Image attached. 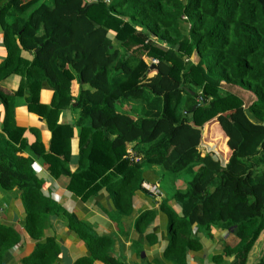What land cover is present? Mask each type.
<instances>
[{
  "label": "trees",
  "instance_id": "obj_1",
  "mask_svg": "<svg viewBox=\"0 0 264 264\" xmlns=\"http://www.w3.org/2000/svg\"><path fill=\"white\" fill-rule=\"evenodd\" d=\"M0 27V79L19 76L15 94L25 93L27 110L50 132L46 151L38 140L26 146L11 116L14 93L0 86V187L17 189L23 228L34 240L24 263L51 264L58 256L57 244L42 238L53 214L66 218L89 250L75 264L118 262L108 255L107 236L42 194L32 159L22 155L28 152L50 176L67 175L66 188L80 199L104 189L119 215L146 194L143 165L181 177L182 187H162L156 200L167 220L164 260L184 262L186 249L198 244L192 229L206 234L218 226L230 238L222 253L246 264L264 229V0H0ZM144 57L156 60L154 68ZM42 87L52 91L48 105L37 102ZM68 107L76 111L72 124L57 122ZM213 119L226 136L225 162L199 149L201 127ZM72 127L78 152L70 172ZM126 145L141 152L140 161H131ZM152 216L142 211L134 228L144 229ZM17 240L0 224V257ZM254 264H264V246Z\"/></svg>",
  "mask_w": 264,
  "mask_h": 264
},
{
  "label": "crops",
  "instance_id": "obj_2",
  "mask_svg": "<svg viewBox=\"0 0 264 264\" xmlns=\"http://www.w3.org/2000/svg\"><path fill=\"white\" fill-rule=\"evenodd\" d=\"M6 51L2 41V31L0 27V61L5 57ZM20 55L26 59L31 58V54L26 51H20ZM19 76L9 74L0 79V86L10 93H14L12 100L11 116L14 124L23 128L22 138L26 146H30L35 140H38L42 149L47 150L50 139V132L42 117L26 108L25 93L15 94L19 89ZM73 96L77 93V84L71 86ZM52 96V91L47 87H42L37 93V102L48 105ZM74 104V103H73ZM122 107V106H120ZM4 111L0 103V131L2 128V119ZM76 118V111L72 108L60 110L57 116V122L71 125ZM210 120L201 127L202 139L199 145L201 153L211 148L225 162L228 156V148L224 135L222 153L218 152L215 139L206 137V128L218 131L217 122ZM251 121V120H250ZM251 122H254L253 120ZM216 126V128H215ZM72 136L69 139L70 157L67 168L73 171L76 168L78 140L77 130L72 127ZM212 132H209L211 134ZM212 135V134H211ZM210 135V136H211ZM126 153H133L141 158V152L132 147L125 146ZM127 153V155H129ZM23 156L28 155L31 159V168L34 175L40 180L42 194L48 196L62 210L72 214L77 220L84 223L96 235H105L111 242L108 246V255L118 261L114 264H178L176 262H166L163 258V251L168 242L167 220L166 216L158 210V202L147 193L137 194L132 201L130 211L119 215L112 208L110 196L104 189L88 199H80L77 195L66 188L68 176L60 174L54 178L48 173L45 164L38 160L37 156L28 152H23ZM140 161V160H139ZM142 180L155 183L164 194L162 187H182L184 180L178 179V176L164 175L159 168L143 165L141 168ZM167 178L162 183L161 177ZM175 211L177 208L173 207ZM144 210L153 212L152 220L144 229L136 230L134 221L136 217ZM24 209L18 197L17 189L14 187L5 190L0 187V224L11 228L18 235V240L5 250L0 257V264H26L22 261L33 248L34 240L31 239L23 228ZM197 240V248L185 251L184 262L179 264H232V256L222 253V249L229 241V232L227 229L211 226L208 233L204 234L196 228L192 229L190 234ZM42 238L53 240L58 247V256L51 264H75V260L82 256H88L89 250L76 234L68 227V222L63 216L56 214L49 215L46 226L42 230ZM264 246V229L260 232L258 238L250 248L246 264H254L259 258L260 249ZM215 254H218L215 256ZM91 264H107L102 259H93Z\"/></svg>",
  "mask_w": 264,
  "mask_h": 264
},
{
  "label": "rangeland",
  "instance_id": "obj_3",
  "mask_svg": "<svg viewBox=\"0 0 264 264\" xmlns=\"http://www.w3.org/2000/svg\"><path fill=\"white\" fill-rule=\"evenodd\" d=\"M148 57H144V60H145V62H146V64L147 65H149V66H151V65H154V64H150V62L148 61ZM190 59L192 60V61H196V57L192 54L191 56H190ZM149 69H151V68H149ZM129 102H127V103H125V102H120V106H122L123 108H128L129 107ZM243 113L245 114V116H246V118L248 119V120H253L252 119V117L250 116V114H249V112L246 110V109H243ZM214 121L213 122H217V125H218V131H217V133H215V130L212 128V130L209 128V125L210 124H208V127L206 128V137L204 138V139H208V140H210L209 138H211V137H213L214 139H215V142H217L216 143V147H218L219 149H218V152H221L222 153V151L221 150H223V146H222V142H223V138H224V131H223V129L220 127V125H219V123H218V121L217 120H215V119H213ZM215 128H216V126H215ZM209 132H212L211 134H209ZM211 135V136H210ZM184 177H187L186 175H184ZM178 179H181V177H178ZM162 183H164V178H163V180H162ZM166 189H168L167 187H166Z\"/></svg>",
  "mask_w": 264,
  "mask_h": 264
},
{
  "label": "built area",
  "instance_id": "obj_4",
  "mask_svg": "<svg viewBox=\"0 0 264 264\" xmlns=\"http://www.w3.org/2000/svg\"><path fill=\"white\" fill-rule=\"evenodd\" d=\"M88 1V0H87ZM153 40V38H151ZM148 61L150 64H155L156 60L154 58H149ZM129 153V152H127ZM132 162H138L140 160V156H137L136 154L129 153L128 155ZM141 187L145 190V192L150 195L154 200H157L162 197V191L159 189V187L155 183L147 182V181H141Z\"/></svg>",
  "mask_w": 264,
  "mask_h": 264
},
{
  "label": "water",
  "instance_id": "obj_5",
  "mask_svg": "<svg viewBox=\"0 0 264 264\" xmlns=\"http://www.w3.org/2000/svg\"><path fill=\"white\" fill-rule=\"evenodd\" d=\"M149 68H151V69L154 68V65L149 66ZM185 90H186L187 92H189L190 94L193 93L192 91H189V90H187L186 88H185ZM197 98L200 99V100H202L200 95H198ZM193 107H194V106H193Z\"/></svg>",
  "mask_w": 264,
  "mask_h": 264
}]
</instances>
